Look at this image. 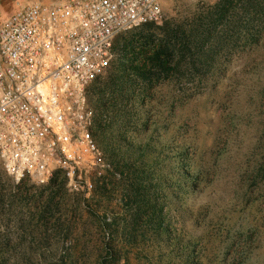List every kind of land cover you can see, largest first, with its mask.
Here are the masks:
<instances>
[{"label":"trees","instance_id":"obj_1","mask_svg":"<svg viewBox=\"0 0 264 264\" xmlns=\"http://www.w3.org/2000/svg\"><path fill=\"white\" fill-rule=\"evenodd\" d=\"M196 20L188 27L150 22L113 40V52L119 59L103 89L97 88L94 137L110 169L121 179L118 185L123 188L121 201L129 215L122 229L125 228L124 233L129 238L135 239L139 232L141 236L150 232L166 246L174 247L169 249V255L178 264H246L249 256L243 248H249L253 243L257 246L258 242L261 225L258 224L257 229L256 221L247 224V219L234 226L230 223L224 229L217 228L214 233L205 230L201 234L203 227L198 223L199 213L193 212L190 229L183 224V214L190 213L185 208V200L200 195L211 186L213 166L222 154L224 143L222 149L202 152L188 137L179 133L186 127L185 121L178 124L179 135L171 142L153 136L160 130L168 132V125L164 124L167 119L161 115L155 119L151 105L155 87L169 83H173L177 91L175 102L183 104L182 101L187 100L180 94L184 87L201 86L221 63V54L245 56L251 69L259 74V88H264V0H217L203 17ZM135 30H139V34H132ZM128 34L131 36L127 37ZM261 93L264 94V90ZM137 99L140 109L135 111ZM170 114L175 116L173 107ZM104 115H110L107 123L103 121ZM139 117L142 122L138 126ZM161 121L163 124L158 130ZM129 130L144 134V139L135 143L127 136ZM58 178L55 175L47 183L49 193L41 204L43 209H48L44 212L51 215L58 206L56 197L65 184L62 178L59 179L63 181L57 182ZM98 190L105 193L106 184ZM234 197L241 200V211L254 209L257 202L261 204L264 153L257 167L241 174ZM169 198L172 203L167 206ZM172 206L180 217L178 227L167 221ZM89 211L92 217L99 218L98 227L104 236V247L97 248L95 264H128L121 248L111 245L120 231L115 230L114 223L106 216L99 217L96 212ZM215 238L221 245L216 247L215 257H212L206 254L205 246L215 244ZM237 248H241L240 251ZM70 249L66 248L61 254L48 250L47 256L38 254V260L42 259L43 263L47 260V264H77ZM33 253V250L28 251L21 261L33 262ZM228 255L233 257L230 262L226 258ZM15 257V248H0V264H19Z\"/></svg>","mask_w":264,"mask_h":264},{"label":"rangeland","instance_id":"obj_2","mask_svg":"<svg viewBox=\"0 0 264 264\" xmlns=\"http://www.w3.org/2000/svg\"><path fill=\"white\" fill-rule=\"evenodd\" d=\"M33 1L0 0V8L9 11L1 22L19 6ZM216 1L162 0L161 17L153 23L191 26ZM2 13L0 11V17ZM132 34H139V30ZM129 36L131 34L127 35ZM219 58L221 63L216 65L201 86L191 84L184 87L180 94L187 100L182 101L183 104L175 102L174 93L177 94V91L173 83L155 87L152 114L154 113L155 119L160 115L167 119L164 124L168 125V132L160 130L159 134L156 132L153 136L158 135L171 142L180 133L188 137L202 152L222 149L224 143L222 154L213 166L214 181L211 186L200 195L185 200V208L190 213L183 214V224L190 229L194 221L191 215L193 212L199 213L198 223L203 229L202 232L201 229L197 232L201 234L205 230H212L214 233L217 228L224 229L230 223L234 226L247 219V224L256 221V228L258 224L261 225L257 246L253 243L251 247L243 249L249 256L246 264H264V221L260 222L264 215V198L261 204L257 202L254 209L241 211L242 202L234 197L241 174L244 170L257 167L258 160L264 153V94L261 93L264 88H259V74L257 70L251 69L245 56L230 53L227 56L221 54ZM118 59L119 56L114 51L108 68L87 87L88 103L96 118L97 88L103 89ZM134 103L135 111H138V99ZM171 107L174 108V117L170 116ZM110 115H104L103 121L107 123ZM181 121H185L186 127L178 133L177 126ZM140 122L141 118L137 121L138 126ZM162 124L163 121L158 122V130ZM127 132L128 138L137 144L145 137L142 133L130 130ZM118 176L112 168L109 169L96 180L90 193L72 192L64 184L56 197L58 206L52 210L51 215L44 212L47 208L43 209L41 206L49 193L47 184L38 185L28 179L17 183L0 166V248H15V258L16 262L20 261L19 264H47V260L44 263L42 259L38 260V254L47 256L48 250L61 254L66 248L69 251L72 248V256L77 259V264H95L97 248L104 247V236L98 227L99 218L90 215L89 210H92L99 217L106 216L109 222L114 223L115 230L120 231L111 245L121 248L128 264H178L169 255V249L174 247L166 246L150 232L143 236L139 232L135 239L124 233L123 223L129 219V215L121 201L123 188L118 186L121 182ZM61 181L63 180L57 179V182ZM103 184L107 186L105 193L98 190ZM171 200L169 198L167 206L171 205ZM167 221L172 226L179 225L177 223L180 222V217L174 206ZM215 240V244L205 246L206 254L212 257H215L216 247L221 245L218 239ZM222 249L226 248H220ZM240 249L237 248V251ZM31 250L35 252L33 262H22V255ZM226 258L228 262L233 260L230 255Z\"/></svg>","mask_w":264,"mask_h":264},{"label":"built area","instance_id":"obj_3","mask_svg":"<svg viewBox=\"0 0 264 264\" xmlns=\"http://www.w3.org/2000/svg\"><path fill=\"white\" fill-rule=\"evenodd\" d=\"M162 0H34L0 23V166L17 183L58 175L90 193L110 169L87 87L115 38L161 17Z\"/></svg>","mask_w":264,"mask_h":264},{"label":"crops","instance_id":"obj_4","mask_svg":"<svg viewBox=\"0 0 264 264\" xmlns=\"http://www.w3.org/2000/svg\"><path fill=\"white\" fill-rule=\"evenodd\" d=\"M0 11H3V15H1V17H0V22H1V20L6 16V14L9 12V11H6V10H4L3 8H0Z\"/></svg>","mask_w":264,"mask_h":264}]
</instances>
